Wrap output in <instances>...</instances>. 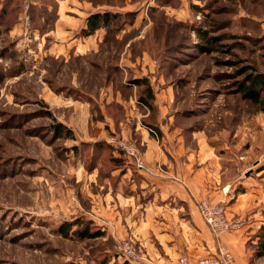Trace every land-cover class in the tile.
<instances>
[{"label":"rangeland","instance_id":"374dc122","mask_svg":"<svg viewBox=\"0 0 264 264\" xmlns=\"http://www.w3.org/2000/svg\"><path fill=\"white\" fill-rule=\"evenodd\" d=\"M80 1L90 13L121 12L86 45L80 30L65 50H50L51 35L39 45L36 30L56 21L54 0H10L25 24L18 48L0 25V264L125 260L115 244L134 233L103 230L92 201L135 165L109 139L135 141L127 133L137 121L176 165L199 167L214 152L235 197L262 185L246 248L251 264H264V110L240 89L247 73L264 71V0ZM10 7L0 5L5 24ZM141 76L151 92L132 82ZM89 219L103 236L74 232Z\"/></svg>","mask_w":264,"mask_h":264},{"label":"crops","instance_id":"0c3cea01","mask_svg":"<svg viewBox=\"0 0 264 264\" xmlns=\"http://www.w3.org/2000/svg\"><path fill=\"white\" fill-rule=\"evenodd\" d=\"M57 7L53 28L35 32L39 35V45L43 39L54 36L51 51L57 47L65 50L73 42L77 44V32L86 26L90 14L88 3L80 0H58ZM21 18V15L18 16V20L5 31L15 38L16 48L24 42L22 33L25 32V24ZM89 37L79 36L80 44L86 45ZM127 134L138 143L146 167L138 168L129 162L119 182L120 188L114 192L108 188L92 201L97 210L95 219L101 228L113 235L130 229L146 252L143 264H176L182 255L190 258L205 256L216 252L220 244L231 250L233 264H251L246 241L261 222L258 212L251 208L263 199L262 185L254 186V191L247 196L246 192L230 200L227 212L231 218L240 219L241 224L216 235L205 222L198 201L204 198L213 202L228 200L224 187L229 186L230 192L232 190L231 184L228 185V176L224 175L222 160L208 151L209 157L199 167L192 168V162L181 167L180 162L176 165L170 159L159 139L147 127H142L140 121ZM158 164L172 169L166 168L167 173L161 172ZM121 169L119 167L114 171ZM136 171L143 175L141 180L133 175ZM125 178H129L127 192L123 187Z\"/></svg>","mask_w":264,"mask_h":264},{"label":"built area","instance_id":"2783aa9c","mask_svg":"<svg viewBox=\"0 0 264 264\" xmlns=\"http://www.w3.org/2000/svg\"><path fill=\"white\" fill-rule=\"evenodd\" d=\"M25 6L28 8V4ZM109 140L115 143L119 149L123 150L130 159H133L136 167H146L143 154L134 140L121 139L114 135ZM224 189L226 193L228 192V200L224 199L213 202L204 198L198 201V206L205 222L216 235L223 231L235 229L241 224L240 219L231 218L227 212V204L235 197V194L229 192V186L224 187ZM115 251L120 257L133 264H143L147 258L146 252L133 236L116 241ZM233 262L234 256L231 250L224 244H220L216 252L205 256L190 258L189 256L182 255L177 259L176 264H233Z\"/></svg>","mask_w":264,"mask_h":264},{"label":"trees","instance_id":"16d2710c","mask_svg":"<svg viewBox=\"0 0 264 264\" xmlns=\"http://www.w3.org/2000/svg\"><path fill=\"white\" fill-rule=\"evenodd\" d=\"M54 1L57 7V0H54ZM8 3H10V0H0V5L3 7V10L5 9V6L7 10V5L8 6L10 5L11 6L10 11L12 14L11 13L9 14L14 16V19H10V17H8V19H6V24H5L3 15H5L6 10L1 11L2 15L0 18V25H3L5 29H8L9 26H11L14 22H16L18 20V15H19L18 5H14L13 2H11L10 4ZM120 14L121 12L119 11H110V10H105V11L98 10V11L91 12L87 16L86 26L80 30L81 35L83 36L91 35L95 31L101 28L108 29L109 27L113 25L114 23L113 21H115L119 17ZM132 82L137 86L146 84V91L151 92L152 90L151 85L148 83V80L146 79V76L145 77L143 76L134 77L132 79ZM240 89L242 90L246 98L252 100L255 103L262 105V108L264 110V71H254V72L252 71V72L247 73L243 81H241L240 83ZM141 96L139 99L143 100V97ZM62 128H63L62 124L59 123V125H56V131H58V133L60 132ZM150 128L152 132H155V130L152 129V126H150ZM68 224H70L69 226L71 227L72 225L77 224V221H72ZM90 224H91V221L89 219L86 222L84 227H77L74 229V232L80 235V237H88V238H95V237L104 235L105 232L103 230H101L100 228L92 229L90 227ZM64 226L62 225L61 227L62 230ZM119 264H133V263L125 259Z\"/></svg>","mask_w":264,"mask_h":264}]
</instances>
